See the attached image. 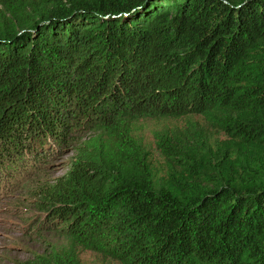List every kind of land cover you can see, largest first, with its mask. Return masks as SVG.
<instances>
[{
  "label": "trees",
  "instance_id": "trees-1",
  "mask_svg": "<svg viewBox=\"0 0 264 264\" xmlns=\"http://www.w3.org/2000/svg\"><path fill=\"white\" fill-rule=\"evenodd\" d=\"M0 7V189L35 175L44 219L32 233L120 264H264V0ZM197 115L237 151L210 169L161 140L185 170L157 186L125 132ZM69 151L66 176L43 182L39 170ZM26 264L79 261L71 248Z\"/></svg>",
  "mask_w": 264,
  "mask_h": 264
},
{
  "label": "rangeland",
  "instance_id": "rangeland-1",
  "mask_svg": "<svg viewBox=\"0 0 264 264\" xmlns=\"http://www.w3.org/2000/svg\"><path fill=\"white\" fill-rule=\"evenodd\" d=\"M125 135L145 156L157 186L168 185L173 175L184 174L185 170L178 162L180 157L174 156V152L167 155L159 146L161 140H169L182 154H190L211 164L210 169L218 164L227 150L235 153L238 148L225 132L198 115L180 119H143L130 126ZM73 159L74 154L70 151L55 156L49 159V166L39 170L42 172L39 176L43 177V182L50 183L63 178ZM208 174L216 177L212 171ZM11 180L13 183L9 184L5 180L0 189V264H26L40 257L47 258L53 252L65 253L71 248L79 264H120L107 253L66 236L32 233L29 225L36 227L44 219V212L38 208L39 199L29 191L30 183L36 180L35 175L14 176Z\"/></svg>",
  "mask_w": 264,
  "mask_h": 264
},
{
  "label": "water",
  "instance_id": "water-1",
  "mask_svg": "<svg viewBox=\"0 0 264 264\" xmlns=\"http://www.w3.org/2000/svg\"><path fill=\"white\" fill-rule=\"evenodd\" d=\"M140 6H142V5L140 4V5L136 6V8H138V7H140Z\"/></svg>",
  "mask_w": 264,
  "mask_h": 264
}]
</instances>
